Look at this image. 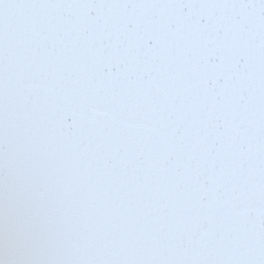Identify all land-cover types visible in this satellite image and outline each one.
<instances>
[{"label":"snow or ice","instance_id":"obj_1","mask_svg":"<svg viewBox=\"0 0 264 264\" xmlns=\"http://www.w3.org/2000/svg\"><path fill=\"white\" fill-rule=\"evenodd\" d=\"M0 264H264V0H0Z\"/></svg>","mask_w":264,"mask_h":264}]
</instances>
